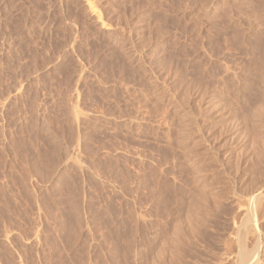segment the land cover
<instances>
[{
    "label": "rangeland",
    "instance_id": "rangeland-1",
    "mask_svg": "<svg viewBox=\"0 0 264 264\" xmlns=\"http://www.w3.org/2000/svg\"><path fill=\"white\" fill-rule=\"evenodd\" d=\"M91 1L0 0V264H101L167 231L157 189L264 168V0Z\"/></svg>",
    "mask_w": 264,
    "mask_h": 264
},
{
    "label": "bare ground",
    "instance_id": "bare-ground-1",
    "mask_svg": "<svg viewBox=\"0 0 264 264\" xmlns=\"http://www.w3.org/2000/svg\"><path fill=\"white\" fill-rule=\"evenodd\" d=\"M82 2L88 10L89 15L94 21L99 23L100 15L97 13L96 6H94L92 1L82 0ZM263 101L264 100L261 99L262 103L259 101L254 107V110L252 109L255 115H258V112H260V114L261 111L263 112ZM261 141L262 139L260 142L256 139V142L253 141L254 143H250V146H254L253 149L256 153V158L261 157L262 161V157H264V141ZM68 157L62 161L59 167L61 165H66L69 160H71L68 159ZM257 160L259 161L260 158ZM255 162L256 160L254 163ZM259 162L257 167L259 164L260 166L258 168L263 164ZM254 165H256V163ZM254 165L252 166L255 167ZM77 167L81 168L80 165H77ZM252 169L250 171L254 170ZM260 170L261 172H258L257 180L253 184L250 186L247 184V187L244 186V189H240L243 191H241L242 193H236V190L235 193L231 195V198L228 196L230 200L228 206L218 201L219 196L215 198V196H213L214 194H211L212 191L210 195L203 194V191L206 189H203V191L201 190L202 192L199 191L202 193L201 196H199L200 193L194 191L199 195L197 196L195 193H193L192 196L189 195L190 197L182 195L179 197L175 195L173 198L172 196L166 198L167 193L165 195L161 188L157 189V195L161 197L160 200L163 199V203H166V206H169H167L169 208V216L173 218V222H170L172 218L169 219L170 217L168 216L170 223L166 220L169 223L166 225L167 231L161 234L159 232L160 236L155 233V231L154 235L152 234L150 237V240L152 238V242L148 245L145 244L146 246L142 245V247L140 245V247L130 246L129 244L121 246L113 240L109 248L106 249L107 254L111 256L110 258L108 256L107 260L105 259L106 262L110 259L109 263L112 264H203L205 257H207L206 255H208L207 258H209L210 255L212 260L210 259L211 263L208 264H264V168ZM255 175H257V173ZM200 186L199 189L201 188ZM154 189L156 190V188ZM159 211L161 212V210ZM115 240L117 241V238ZM105 255L106 253L104 256ZM103 261H101V264Z\"/></svg>",
    "mask_w": 264,
    "mask_h": 264
}]
</instances>
